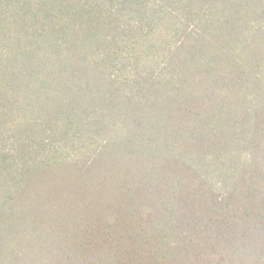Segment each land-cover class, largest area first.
I'll return each mask as SVG.
<instances>
[{"label": "trees", "instance_id": "obj_1", "mask_svg": "<svg viewBox=\"0 0 264 264\" xmlns=\"http://www.w3.org/2000/svg\"><path fill=\"white\" fill-rule=\"evenodd\" d=\"M0 264H264V0H0Z\"/></svg>", "mask_w": 264, "mask_h": 264}]
</instances>
